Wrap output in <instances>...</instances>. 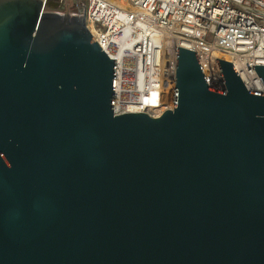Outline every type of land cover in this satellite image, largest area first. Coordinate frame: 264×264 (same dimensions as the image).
Segmentation results:
<instances>
[{
    "label": "water",
    "instance_id": "1",
    "mask_svg": "<svg viewBox=\"0 0 264 264\" xmlns=\"http://www.w3.org/2000/svg\"><path fill=\"white\" fill-rule=\"evenodd\" d=\"M75 4L0 0V264H264V93L177 46L173 108L115 114Z\"/></svg>",
    "mask_w": 264,
    "mask_h": 264
},
{
    "label": "built area",
    "instance_id": "2",
    "mask_svg": "<svg viewBox=\"0 0 264 264\" xmlns=\"http://www.w3.org/2000/svg\"><path fill=\"white\" fill-rule=\"evenodd\" d=\"M83 1L88 30L115 59V114L173 108L177 46L195 51L210 86L224 89L216 58L226 57L248 90L264 93L252 65H264V0ZM66 2L78 15L75 0H42V11L65 12Z\"/></svg>",
    "mask_w": 264,
    "mask_h": 264
},
{
    "label": "rangeland",
    "instance_id": "3",
    "mask_svg": "<svg viewBox=\"0 0 264 264\" xmlns=\"http://www.w3.org/2000/svg\"><path fill=\"white\" fill-rule=\"evenodd\" d=\"M170 55H169V51H168V53L166 54V57H165V67L167 68V69H169V65H170V60H171V57H169ZM221 58H224V59H227L228 60V58H226V57H221ZM165 77H166V75H165Z\"/></svg>",
    "mask_w": 264,
    "mask_h": 264
},
{
    "label": "bare ground",
    "instance_id": "4",
    "mask_svg": "<svg viewBox=\"0 0 264 264\" xmlns=\"http://www.w3.org/2000/svg\"><path fill=\"white\" fill-rule=\"evenodd\" d=\"M140 104L138 103V105L137 106H139Z\"/></svg>",
    "mask_w": 264,
    "mask_h": 264
}]
</instances>
